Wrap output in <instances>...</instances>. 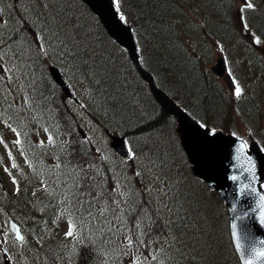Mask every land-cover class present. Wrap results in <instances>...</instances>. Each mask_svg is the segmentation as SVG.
<instances>
[{"label":"trees","instance_id":"trees-1","mask_svg":"<svg viewBox=\"0 0 264 264\" xmlns=\"http://www.w3.org/2000/svg\"><path fill=\"white\" fill-rule=\"evenodd\" d=\"M164 1L168 5L162 3ZM178 1L121 0V12L134 25L142 66L153 75L156 84L160 85L178 104L185 107L192 117L207 123L211 114H223V110L219 108L220 98L211 82L212 73L205 67L209 52L211 54L205 41L208 34L213 36L216 34L213 31L211 34L210 30L205 32L196 20L204 12L201 0H185L177 3ZM43 2L45 3L46 0ZM49 3L51 6L45 8L41 0H0V9H3L0 19L7 22L0 24V37L20 38V45L17 47L23 53L24 62L31 66L28 79L32 80L34 77L35 82L30 86L34 91L32 97L35 112L24 110L17 114L8 109L4 113L5 120L11 117L13 127L21 119L23 120L22 130L26 135L21 139L25 140L24 151L21 152L17 146L8 143L0 131V136L8 144V148L13 150V156L20 166L18 169H12L10 158H8L10 165L6 163V160L4 161L1 152V147L4 145L0 144V158H2L0 179H4L5 174L10 177L5 171L7 167L19 181L21 189L20 194L17 195L14 189L7 188L0 201L5 202L13 216L25 226L24 230L30 245L25 250L24 256L18 257L16 264H61V261L56 259V255L62 247L59 242L64 237L60 231L67 221L60 218L58 224L53 222L57 209L50 205L55 203V198L37 189L41 187V179L47 180L50 189L57 187L53 180L62 182L66 178L70 179L62 174L68 172L69 168L54 169L52 167L57 162V156H60L64 163L71 161L75 164L82 159V153L85 152L87 153L85 158L94 161L99 169V175L95 179L100 182L99 190L102 194L94 201L95 208L106 209L102 219L111 221L113 229L126 224L125 226L136 231L134 226L137 217L150 213L152 219L156 220V226L146 231H150L155 236L159 229L157 216H164L166 210L161 209L162 211L157 213L156 209L160 203L152 204V200H149L145 193H148L147 186L141 175L147 181L155 175L169 180L178 178L182 182V192L195 208L192 216L202 237V252L207 257L206 264H240L230 237L227 208L204 181L193 175L191 165L179 141L176 119L157 103L149 85L138 73L127 51L108 35L96 15L81 0H51ZM23 4L27 7V15L21 11ZM175 4H183L182 7L187 10L175 11L173 9ZM191 11H193L192 14ZM185 13L197 22V33L188 34L184 30L186 28L178 22L181 14ZM48 15L50 20L47 18ZM207 16L212 19L211 15ZM223 20L226 21L224 18ZM22 21L32 22L37 31L49 27L55 30L57 26H64L65 36L70 38L72 34H76L82 38V47L86 48L97 61L102 58L107 69L108 83L99 91L94 84L95 78L89 77L86 66H81L80 61L70 57L62 58L64 63L70 65L71 73L76 76L73 78H77L81 88L88 93L89 98L86 97L88 107L84 111L86 117L79 120L76 113L70 109L71 106L66 102L67 97L49 75L48 67L49 62L52 61L51 57L37 55L38 45L35 43L32 29L28 23H22ZM228 24V21L223 22L220 27L227 29ZM214 29L216 28L213 27ZM221 32L230 33L231 31ZM226 36L229 37L230 34ZM188 40L194 43L195 47L187 45ZM166 42L172 43L173 47H168ZM45 46L47 47L48 44L46 43ZM66 75L71 81L67 72ZM22 82L28 83L27 80ZM180 86L183 88L181 92L178 89ZM6 90L7 86L0 83V91ZM12 97H15V104L22 103L18 101L22 100V96L14 90L9 95V99L11 100ZM211 102L214 104L213 111L207 108ZM0 107L7 109V104ZM84 118H86L85 121ZM0 124L6 125L2 122ZM34 125H40L44 130L47 128L56 139L57 145L60 141H70V145L64 152H61L59 147L48 146L44 149L37 147L39 140L36 139ZM80 127L85 130L84 137L81 136ZM99 129L103 137L107 139V143L108 132L124 135L137 158L123 160L108 145H102L101 141L94 142L91 135L97 138L95 131ZM89 131H92L91 135H88ZM29 145L32 147L29 148ZM26 157L43 170V176L33 173V169L26 162ZM147 157L164 159L166 162L164 171L156 169L149 172ZM53 171L56 172V176H52ZM135 172H140L141 175L136 176ZM80 175L83 176L84 173ZM89 175L95 174L90 172ZM128 177L131 181H126ZM80 183L82 185L80 191L83 193L81 199L84 201L92 199V195L97 191L94 181L81 180ZM114 183L120 187L121 191L130 194L129 197L115 196V199L121 201L119 206L113 203V196L109 195ZM60 187H63L62 183ZM33 192L36 193L35 196L32 195ZM84 207L87 208L86 203ZM142 210H146V213ZM117 214L119 218L116 223L114 216ZM44 221H47L46 225ZM45 229L48 230L46 233ZM33 233L44 234L43 247L37 243ZM111 234L113 233L105 232L110 239ZM100 236L98 232L97 243H100ZM148 240L149 236L146 237L145 243H148ZM112 245L113 241L109 247L114 248ZM85 251L81 252L79 264H90V258L85 255Z\"/></svg>","mask_w":264,"mask_h":264},{"label":"snow or ice","instance_id":"snow-or-ice-1","mask_svg":"<svg viewBox=\"0 0 264 264\" xmlns=\"http://www.w3.org/2000/svg\"><path fill=\"white\" fill-rule=\"evenodd\" d=\"M113 6L119 20L127 24V17L121 12V0H112ZM42 6L47 8L49 5L41 0ZM256 11V6L252 0H242L240 7L237 9V18L240 23V27L246 35H248L252 44L260 47L264 44V41L253 31L252 26L249 24L247 13ZM3 9H0V13ZM55 19V17H53ZM6 21L0 19V24H5ZM22 23H28L32 29V34L35 35V43L38 45V56H47L49 51L58 52L61 58H72L73 60L80 61L81 66H86L89 70V77L95 78L94 84L96 90L104 89L108 83L107 69L105 64L97 61L94 56L81 45L82 38L76 34H72L69 38L64 35L65 27L57 26L55 30L51 28L42 29L37 31L35 25L32 22L22 21ZM44 33V34H42ZM48 44L46 47L45 44ZM18 45H20V38L5 39L0 37V83L3 86H7L6 91H0V105L7 104V109L0 107V122L5 123L6 126L15 134L16 139L12 141L14 146H17L21 152L24 151L23 145L25 140L21 137L26 135L23 133V120L21 119L15 127L11 123V117L8 120L4 119V113L11 109L17 114L24 112L25 109H29L35 112L33 107V97L28 93L29 87L34 80H29L30 64L24 62L23 53L19 51ZM218 47L222 46L217 45ZM30 47V45H29ZM264 51V48H261ZM87 57V59H82ZM7 65V67H5ZM59 71V69H57ZM11 74V75H9ZM230 78L233 81V96L236 100H240L243 95V89L239 83L235 81L234 77ZM27 80L25 84L22 81ZM14 86V88L12 86ZM13 90L22 96V103L15 104V97L9 99V95ZM15 105V106H14ZM83 107V105H81ZM196 127L199 128L202 133L209 137H214L217 134V130L209 124L203 121H195ZM45 132L48 129L45 128ZM234 137L236 133L232 134ZM0 144H3L8 152V156L11 160V168L18 169L20 166L16 162L13 156V150L8 148V144L4 142L3 137L0 136ZM70 145V141H60L59 145L56 143V139L52 134H48L47 145L44 140L37 142V147L44 149L48 146L52 148L59 147L61 152H64ZM32 146L29 145V148ZM247 143L242 142L236 149L237 153L246 149ZM128 156L125 159L131 158L135 160L137 158L136 153L132 150L130 145H126ZM99 151V149H96ZM87 153H82V159L72 164L71 161L64 163L61 161V157H56V163L52 166L54 169H61L62 167L69 168V171L62 173L70 179H65L62 182L53 180V183L57 187L49 188V183L46 179L40 180L41 187L38 191L47 192L49 195L55 198V203L50 205L57 209L54 213V223L59 222L60 218L67 221V230L64 232L63 239L59 242L62 246L60 252L57 253L56 259L61 261V264H79V257L82 250L85 251V255L90 258V264H114V261L120 256H130L131 264H206L207 257L202 252L201 235L197 227V224L193 220L192 213L195 211L194 206L190 203L189 198L181 190L182 182L180 179H165L160 175H155L153 178L158 183L157 196L160 199V206L156 209L157 213L161 209L166 210L164 216H157L159 220V229L155 236L150 231L156 226V220H153L150 213L137 217L135 222V241L132 238V229H128V234L120 243L119 252L117 249L109 247L112 244L110 237L105 235V232L124 233L123 227H117L115 230L111 227V221L103 220L106 209L95 208L94 201L102 194L100 189V182L95 179L99 175V169L94 161L85 158ZM107 159V157H103ZM2 162V158H0ZM26 162L29 167L33 169L34 174L43 176V170L40 169L32 160ZM166 162L164 159H153L147 157V168L149 172H153L159 169L164 171ZM5 171L9 173L14 191L17 195L20 194L21 189L19 181L9 168H5ZM22 171V169H21ZM51 171V169L49 170ZM95 175H89V173ZM80 173H84L83 176ZM136 176H140V172H135ZM52 176H56V172H52ZM233 181L239 179L238 176L229 177ZM81 180H93L94 187L97 189L92 199L84 201L81 199L83 193L80 191L82 188ZM62 183L63 187H60ZM264 187V185H262ZM151 191V189H147ZM240 195H254L257 197L258 202H254V206L251 212L258 211V223L264 226V194H260L251 183L246 184L239 192ZM36 195L35 192L32 194ZM113 196V203L117 206L121 201L115 199V196L129 197L130 194L125 191H121L120 187L115 183L109 193ZM126 202V201H125ZM85 203L87 208L84 207ZM78 205V206H77ZM187 205V206H186ZM123 210V209H121ZM3 209H0L2 212ZM146 213V210H142ZM248 213L245 214L247 216ZM166 217V218H165ZM242 217H236V220H241ZM45 225L47 221L43 222ZM107 225V227H106ZM232 228V242L235 249V253L238 254L241 264H264V238H254L249 234L246 226H241L237 222L231 224ZM10 229V230H9ZM32 232L33 230H28ZM45 233L48 231L44 230ZM100 233V243H97V233ZM34 234V233H33ZM35 235V234H34ZM149 236L148 243H145L144 237ZM11 237V239H10ZM35 239L40 247H43L44 234L35 235ZM11 243L16 247L17 255L23 257L26 249L30 247L27 240V234L21 231V228L17 223L11 220L9 214V220L5 221V224L0 226V253L7 256L8 249L4 246ZM147 250V255L141 252V249ZM38 251V249H37ZM9 264H11V257L7 256Z\"/></svg>","mask_w":264,"mask_h":264},{"label":"water","instance_id":"water-1","mask_svg":"<svg viewBox=\"0 0 264 264\" xmlns=\"http://www.w3.org/2000/svg\"><path fill=\"white\" fill-rule=\"evenodd\" d=\"M83 1L100 18L109 35L128 51L141 76L150 85L158 103L177 119L180 141L192 164L194 175L203 179L210 188L216 190L229 210L231 237V224L237 222L241 226H246L252 237L264 238V226L258 223L259 210L251 212L254 202H258L257 197L239 194L243 186L249 183L260 194H264L262 187V183H264V152L258 144L252 143L250 147L247 146L244 151L237 153L236 149L244 142L237 137L220 130H217L214 137L204 135L196 127L195 121L188 113L160 89L155 84L153 76L141 66L133 27L119 20L112 0ZM57 69L59 68L56 66L49 68L53 80L66 94L73 96L67 79L60 69L59 71ZM0 70L2 72V69ZM111 139V147L123 158L128 156L125 137L112 135ZM233 175L238 176L239 179L231 180L229 177ZM246 213H248L247 216H245ZM236 217H242V219L236 220ZM11 220L17 223L14 219L11 218ZM18 226L21 228L19 224ZM6 263L9 264V261L6 260Z\"/></svg>","mask_w":264,"mask_h":264},{"label":"rangeland","instance_id":"rangeland-1","mask_svg":"<svg viewBox=\"0 0 264 264\" xmlns=\"http://www.w3.org/2000/svg\"><path fill=\"white\" fill-rule=\"evenodd\" d=\"M49 1H51V0H46L45 3H47L49 6H51L50 3H49ZM182 1H185V0H179L177 3L182 2ZM201 2L203 4V6H204V11L207 13V14H204L203 13L204 16H201L204 20L205 19L207 20L206 27L209 28V26H211V27L213 26L215 28H218V27L222 26L223 22H227L228 20H229L228 21L229 22V25L231 26L232 25L231 23H233V18H234V24L235 25L236 24L239 25V20L237 18V9L240 7V5L242 3V0H201ZM162 3H165V5H168V3L165 2V1L162 2ZM182 5L183 4H175L173 6V9L175 11H177L178 9L183 10V11H186L187 9L186 8L184 9V7H182ZM197 10H199V9H197ZM21 11H22V13H25V15H27L26 14L27 7H25L24 4L22 6V10ZM208 13H211L212 19H210L207 16ZM231 14H234V15L232 16ZM131 15H132V12H131ZM181 15H182L181 16V19H179L178 22L181 23V25L184 28H186V29H184L185 32H187L188 34H195V33H197L198 32L197 22L194 21V19L190 18L186 13L185 14H181ZM47 18H48V20H50L49 19V15L47 16ZM223 18L226 21H224ZM172 19L174 20V17ZM204 20H201V19L198 18L197 21L202 26H205L204 23H202V21H204ZM256 20H257V18L255 19V21ZM18 22L19 21H17V23ZM49 28L53 29V27H49ZM232 32H230V38L231 39L233 38V39L232 40L231 39L230 40L228 39L229 42L227 41V46L229 47L228 49H230L229 50L230 53H228L229 56H227V58H228V61H227V64H228L227 71H229V73L231 74V76L234 77L235 78V81L238 82L239 85L241 86V85H244V83H245L244 80H247V79H245L243 72H239V70L241 69V66H242V63L239 61V52H241L242 49H241V45L239 44V42L236 41L237 38L235 36L234 37L232 36ZM33 37L35 38V35L34 34H33ZM234 41L236 42V47L237 48H232L231 49L230 47H231V45H233L232 42H234ZM180 43H181V41H180ZM166 44H167L168 47H170V46L173 47V44L172 43L166 42ZM187 45H190L192 47H195L194 43H192L189 40L187 41ZM179 47H180V45H179ZM186 47L190 48L189 46H186ZM158 49L160 50L159 47H158ZM214 49L215 50H214L213 57L211 55L210 61L207 62V64H208L207 67L210 70H212L213 67L216 65L217 58L220 57V56H222V55L224 56L223 51L221 50L220 47H218L217 45H214ZM262 53H263V56H264V51ZM208 55H209V58H210V52H209ZM48 56H50L51 59H52V61L49 62V65L56 64V65L61 66L62 70H64V72L66 71L69 74V76L71 77V85L73 86V89L75 90V92H77V95H78V97H79V99H80L81 102H80V104H75V103H71L70 101H68L67 104H69L71 106L70 109L73 112H75L76 113V116L79 118V120H81L83 117H86L84 111L88 107V101L86 100V97H88L87 91L81 88L80 82H79V80L77 78H73V77H76V76H74L71 73L70 65L63 62V60H62L61 56L58 54V52H55V51H51L50 50L49 53H48ZM68 68H69V70H68ZM237 72H239V75H240V77L242 79H239V78H236L235 77L234 74H236ZM260 73H262L260 70L256 74H254L252 72V74L248 77V80L246 82L247 83V89H248V87H249V89H256L254 91H256V93L258 94V96L252 97V99L254 101H256V103L258 104V113H257V115H249V116H246L250 120H246L245 118H241L239 120V122L237 123V125H240V127H237L238 130L241 128V131H243L244 130L243 128H246L247 125L249 124V125H252L255 128V131H264V74H263L264 72L262 73V77H261V74ZM260 79L262 80L261 83L257 82V80H260ZM219 80H221V84L223 85V87L225 88V90H227V85L231 89H233V83L230 80L229 76H225V78H223V79L220 78ZM32 83H35V82L33 81ZM252 83H255V85L252 84ZM178 89H179V92L183 91L182 86L178 87ZM28 93L31 96L34 95L33 87H30L29 88ZM259 95L262 96V97L260 98ZM18 101H22V100L19 99ZM133 102L136 103L134 100H133ZM248 102H251V101L248 100ZM89 104H90V102H89ZM222 104H223V101L221 100L220 101L219 108L222 106ZM244 104L248 105V103H245V102H244ZM81 105H83V107H81ZM213 106H214V104L211 102L210 103V106L207 105V108H210V111H211L212 108H213ZM233 107L234 106H232V108ZM25 111H29V109H25ZM251 113H253V112H251ZM211 115L213 116V118H220L221 121L225 120V122H226V120H227L226 117H222V118L221 117H218L217 116V113H213ZM232 115L233 116H240L241 113L237 109H234L232 111ZM232 115L230 113V116L233 118V119L231 118L232 119V122H233L234 117ZM230 116H229V119H230ZM85 120H86V118H84V121ZM82 123L85 124L84 122H82ZM233 123L236 124L235 123V120H234ZM83 124L80 123V125H83ZM213 126H219V125H213ZM1 127H2V129H4V126L3 125H1ZM34 127H35V132H36L35 133V136L37 137V139L39 141L40 140H44L46 142L47 139H48L49 132L46 133L45 130H44V128L42 126H40V125H34ZM79 130L82 131V133H85V130L82 127H80ZM3 131L5 132V136H6V139H7L8 142H10V141L12 142V141L15 140V135L13 133L8 132V131H5V130H3ZM91 134H92V131H89L88 135H91ZM96 134H97V138H94L93 137L94 135H91V137L93 138L94 142L98 143V142L101 141V144L102 145H104V146L108 145L109 146V143H107V139L105 137H103L104 135L102 134V131L101 130L95 131V135ZM259 136L261 137V138L259 137L260 139H262V140L264 139V135H261L260 134ZM141 161H143V160H141ZM136 163H138V161ZM141 177L144 180L145 185L147 186V189H151V191H148L147 190L148 193L145 192L146 195H147V197H149V200H152V204L160 203V199L161 198H159L157 196L158 183H157V181L154 180V178H153L154 176L152 178H149V181L145 180L143 178V175H141ZM5 181H6V187L13 189V185L9 182V178H6ZM126 181H131V179L128 177L126 179ZM120 182H121V180H120ZM0 186L1 187L4 186L3 185V181H0ZM1 187H0V199H2V197H3L2 192L5 193L4 189L1 188ZM0 204H2V201H0ZM2 215H0V226L4 225L5 224V221H7V216L4 215V214H2ZM114 217L116 218L115 222L117 223V219L119 218V215L117 214ZM66 229H67L66 226L63 225L60 234L62 235V233H64L66 231ZM128 229H130V228L126 227L123 234H121L119 232H115V234H111V239H113L115 241V246H116L117 252H119V248H120L121 241H123L124 238H125V235L128 234V231H127ZM133 236L134 235L132 234V238H133ZM10 239H11V237H10ZM5 246L8 247L9 249H11L13 260L15 259V257H17V258L19 257L20 258V256L17 255V250H16V247L15 246H13L11 243L6 244ZM128 257L129 256H127V257L120 256L118 259L115 260V261H119V263L118 262H114V263L115 264H131V263H128V260H129ZM1 262H2V259L0 258V264H1ZM23 262H25V261L23 260Z\"/></svg>","mask_w":264,"mask_h":264},{"label":"flooded vegetation","instance_id":"flooded-vegetation-1","mask_svg":"<svg viewBox=\"0 0 264 264\" xmlns=\"http://www.w3.org/2000/svg\"><path fill=\"white\" fill-rule=\"evenodd\" d=\"M258 1L264 3V0H258ZM259 8L260 9L257 10V13H258V15L256 16L257 20L250 21V23L251 24L253 23L251 26L253 28V31L256 33V35L259 36L262 41H264V6L260 5ZM223 36L226 37V34H223ZM235 37L237 38V41L239 42V44H241V47L243 49L245 50L250 49L254 54L259 56L258 57L259 59H264V56L262 53L263 51L261 50V48H264V44H262L260 47L253 45L251 38L244 33L241 27L239 28L238 32L235 33ZM215 43L217 44L216 41ZM254 96H258L256 91L250 90L247 88L243 89L242 97L244 99V102L248 103L249 105L243 104V105H240V108L243 107V111L246 116L257 115L258 113V105L256 101L252 99V97ZM259 97L261 98L262 96L259 95ZM248 100H250L251 102H248ZM243 118H245L246 120H250L249 118L245 116H243ZM243 129H244L243 131H241V128L239 129L242 132V134H238V135L247 142L253 141L254 140L253 137L255 134V128L252 125L248 124L247 128H243ZM229 132L234 133L233 131H229Z\"/></svg>","mask_w":264,"mask_h":264},{"label":"bare ground","instance_id":"bare-ground-1","mask_svg":"<svg viewBox=\"0 0 264 264\" xmlns=\"http://www.w3.org/2000/svg\"><path fill=\"white\" fill-rule=\"evenodd\" d=\"M157 1H158V0H157ZM160 1H161V0H160ZM171 4H172V3H171ZM160 10H162V9H160ZM171 11H172V10H171ZM162 13H163V12H162ZM158 87H159L160 89H162L160 85H159ZM159 105H160V104H159ZM160 107L166 112V110H165L161 105H160ZM167 113H168V112H167ZM168 114H169V115H172V114H170V113H168ZM172 116H173V115H172ZM173 117L175 118V116H173Z\"/></svg>","mask_w":264,"mask_h":264}]
</instances>
